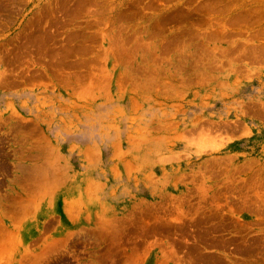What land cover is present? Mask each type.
I'll use <instances>...</instances> for the list:
<instances>
[{"label":"rangeland","instance_id":"1","mask_svg":"<svg viewBox=\"0 0 264 264\" xmlns=\"http://www.w3.org/2000/svg\"><path fill=\"white\" fill-rule=\"evenodd\" d=\"M0 264H264V0H0Z\"/></svg>","mask_w":264,"mask_h":264},{"label":"crops","instance_id":"2","mask_svg":"<svg viewBox=\"0 0 264 264\" xmlns=\"http://www.w3.org/2000/svg\"><path fill=\"white\" fill-rule=\"evenodd\" d=\"M78 189H79V183L78 182L73 183L72 186L68 189L69 197L74 196L75 191ZM99 201L100 199L95 198V197H86L83 200V204H84V207L88 210L96 208L98 206L102 210L107 209L106 207L107 205L105 206L103 202H99ZM34 226H35V222H32L22 229L21 239L24 243L32 235ZM66 226L67 224L62 222L61 225L60 224L56 225L55 229L58 230V233H63V228H65Z\"/></svg>","mask_w":264,"mask_h":264}]
</instances>
